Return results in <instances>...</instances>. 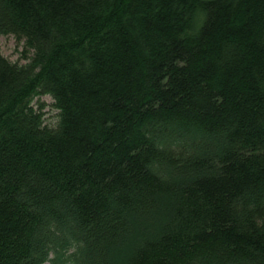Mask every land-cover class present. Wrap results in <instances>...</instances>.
Wrapping results in <instances>:
<instances>
[{
    "label": "trees",
    "instance_id": "trees-1",
    "mask_svg": "<svg viewBox=\"0 0 264 264\" xmlns=\"http://www.w3.org/2000/svg\"><path fill=\"white\" fill-rule=\"evenodd\" d=\"M0 35V264H264V0H0Z\"/></svg>",
    "mask_w": 264,
    "mask_h": 264
},
{
    "label": "rangeland",
    "instance_id": "rangeland-1",
    "mask_svg": "<svg viewBox=\"0 0 264 264\" xmlns=\"http://www.w3.org/2000/svg\"><path fill=\"white\" fill-rule=\"evenodd\" d=\"M0 46L2 54L13 63L26 65L33 57V50L27 48L25 40H20L13 35H0ZM35 104H43L46 123H55L57 110L53 106V99L50 96L37 98Z\"/></svg>",
    "mask_w": 264,
    "mask_h": 264
}]
</instances>
